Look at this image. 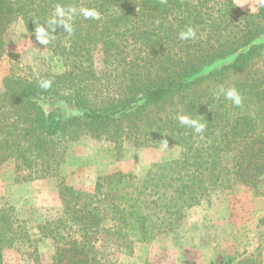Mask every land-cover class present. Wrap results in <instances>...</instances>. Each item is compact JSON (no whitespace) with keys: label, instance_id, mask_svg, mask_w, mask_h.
<instances>
[{"label":"trees","instance_id":"obj_1","mask_svg":"<svg viewBox=\"0 0 264 264\" xmlns=\"http://www.w3.org/2000/svg\"><path fill=\"white\" fill-rule=\"evenodd\" d=\"M95 10L76 15L69 35L54 28L50 44L34 35L56 6ZM21 20L32 41L59 58L63 70L12 65L0 91V170L15 165L16 181L57 177L60 205L32 236L14 207L0 202V264L6 248L35 254L52 241L50 264H115L136 243L179 230L186 211L237 184L264 185V8L240 10L234 0H0L3 34ZM196 30L194 40L179 32ZM50 80L47 90L39 85ZM235 87L240 106L223 96ZM71 104L65 119L45 101ZM187 114L206 124L202 134L179 123ZM89 136L136 146L177 148L176 158L141 174H99L91 191L59 175L66 145ZM264 225V215L258 220ZM248 256L218 264H257Z\"/></svg>","mask_w":264,"mask_h":264},{"label":"rangeland","instance_id":"obj_2","mask_svg":"<svg viewBox=\"0 0 264 264\" xmlns=\"http://www.w3.org/2000/svg\"><path fill=\"white\" fill-rule=\"evenodd\" d=\"M242 11L252 12L256 0H234ZM242 4V5H240ZM4 54L0 57V91L2 80L12 65L30 66L36 70H63L58 57L32 41L23 22L17 20L3 34ZM13 61V63H12ZM46 110L57 109L63 119L78 113L71 104L60 100L43 103ZM175 147L136 146L126 141L120 147L113 142L81 136L67 143L59 175L74 189L91 191L99 174L122 171L141 174L151 163L177 157ZM57 177L16 181L15 165L7 161L0 170V202L14 207L35 237L36 226L55 215L60 205ZM264 185H235L213 194L209 200L189 208L178 231L146 243H136L130 254H120L115 264H218L253 256L264 264ZM33 256L25 247L6 248L1 264H50L53 243L40 238Z\"/></svg>","mask_w":264,"mask_h":264},{"label":"clouds","instance_id":"obj_3","mask_svg":"<svg viewBox=\"0 0 264 264\" xmlns=\"http://www.w3.org/2000/svg\"><path fill=\"white\" fill-rule=\"evenodd\" d=\"M260 8H264V0H256V6L254 8H251L250 10L252 12H256ZM76 15H83L85 19H100V14L95 10H80V12H77L76 8H65L58 5L54 9V13L48 21L43 23V25H41L39 21L37 22L38 27L35 28L34 32L36 40L44 46L50 44L53 39L54 28L57 25H62L66 32L71 35L73 31L71 22ZM195 38L196 30L192 27H187L185 30L179 32V39L182 41L194 40ZM39 86L42 89L47 90L51 87V81L43 80L40 82ZM216 95L217 98L223 96L225 100L230 101L235 106H240L243 102L242 96L235 87H221L217 91ZM177 119L181 125L193 129V131L197 134H202L206 128L205 123L192 118L187 114H181L177 117ZM164 147H168L167 141L165 142Z\"/></svg>","mask_w":264,"mask_h":264}]
</instances>
